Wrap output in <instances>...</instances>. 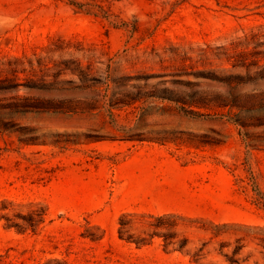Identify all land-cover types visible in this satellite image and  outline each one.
Returning a JSON list of instances; mask_svg holds the SVG:
<instances>
[{
	"label": "rangeland",
	"instance_id": "374dc122",
	"mask_svg": "<svg viewBox=\"0 0 264 264\" xmlns=\"http://www.w3.org/2000/svg\"><path fill=\"white\" fill-rule=\"evenodd\" d=\"M237 246L264 264V0H0V264Z\"/></svg>",
	"mask_w": 264,
	"mask_h": 264
},
{
	"label": "trees",
	"instance_id": "16d2710c",
	"mask_svg": "<svg viewBox=\"0 0 264 264\" xmlns=\"http://www.w3.org/2000/svg\"><path fill=\"white\" fill-rule=\"evenodd\" d=\"M19 132H20V134H23L22 131H19ZM34 140H35V137H26L25 139H23L22 142H24L25 144H32V143H35ZM119 224H120L119 229H118L119 236L121 238H125L127 240H134L132 234L128 233L127 229L124 228L126 223L123 221L122 218H120ZM157 226H159V225H157ZM125 233H127V235H124ZM164 238L167 239L168 236L164 235ZM137 242L138 243H144V241H142V240L137 241ZM169 244L173 245V244H175V241H173L172 239H169V241L166 242V245H169ZM183 244L184 243H178L177 247L178 248H182L184 246ZM239 248L240 247H238V246L235 247V249L233 250V255L228 257V260H229L230 264H237L239 262V259L234 256L238 252ZM263 258H264V255H263Z\"/></svg>",
	"mask_w": 264,
	"mask_h": 264
}]
</instances>
